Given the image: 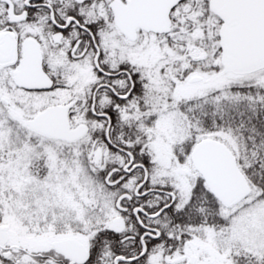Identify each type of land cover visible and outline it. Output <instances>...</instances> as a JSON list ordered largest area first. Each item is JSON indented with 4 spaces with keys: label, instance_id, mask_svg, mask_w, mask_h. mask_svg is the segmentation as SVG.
Wrapping results in <instances>:
<instances>
[{
    "label": "snow or ice",
    "instance_id": "1",
    "mask_svg": "<svg viewBox=\"0 0 264 264\" xmlns=\"http://www.w3.org/2000/svg\"><path fill=\"white\" fill-rule=\"evenodd\" d=\"M0 264H264V0H0Z\"/></svg>",
    "mask_w": 264,
    "mask_h": 264
}]
</instances>
